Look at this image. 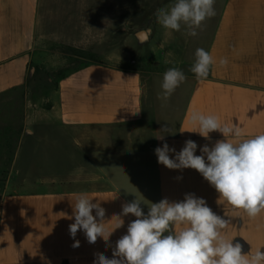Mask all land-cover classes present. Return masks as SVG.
I'll list each match as a JSON object with an SVG mask.
<instances>
[{"label":"crops","instance_id":"crops-1","mask_svg":"<svg viewBox=\"0 0 264 264\" xmlns=\"http://www.w3.org/2000/svg\"><path fill=\"white\" fill-rule=\"evenodd\" d=\"M162 7L171 5L144 4L143 23L131 6L116 4L105 23L100 5L93 6L86 53L92 61L55 80L57 70H51L38 94L40 0H0V264H93L96 253L112 258L135 217H122L124 225L107 244L102 238L88 243L83 231L73 238L69 217L79 193L100 202L108 231L117 227L114 215L122 205L134 199L147 214L151 203L182 201L191 193L229 220L221 234L239 242L245 254L264 250V212L249 218L218 201L196 170L168 169L154 152L164 143L179 152L192 140L201 155L202 146L224 139L218 131L208 140L190 132L196 130L189 122L194 111L239 127L238 139L264 133V0H215V16L196 36L187 35L184 25L180 31L164 29L155 16ZM143 45L144 55L138 50ZM198 48L215 61L200 80L190 70ZM172 67L186 80L165 100L163 74ZM17 97L23 99V116L6 160L1 136L11 125L1 108ZM165 125L175 134L161 132ZM75 241L79 247H73Z\"/></svg>","mask_w":264,"mask_h":264},{"label":"clouds","instance_id":"clouds-1","mask_svg":"<svg viewBox=\"0 0 264 264\" xmlns=\"http://www.w3.org/2000/svg\"><path fill=\"white\" fill-rule=\"evenodd\" d=\"M215 0H175L170 8L157 9V22L166 30L180 31L184 25L187 35L196 36L202 23L215 16ZM195 62L191 67L198 80L208 77L215 63L212 55L203 48L196 49ZM226 65V59H220ZM186 76L179 68L172 67L163 74V99L167 100ZM189 122L206 140L210 133L218 131L224 139L217 140L212 147L207 144L196 155L197 144L186 140L184 147L176 152L167 143L154 152L158 163L171 170L194 169L235 210H243L249 218L264 212V133L250 138L238 139L241 129L228 123L222 124L215 115L198 111L190 114ZM161 132L172 133L169 126ZM233 137L236 139H229ZM157 139H164V135ZM169 153H175L170 158ZM143 202L138 199L122 205V212L114 215L118 224L108 231L103 223L105 209L99 201L93 202L87 193L75 197L69 225L70 235L75 238L83 231L88 243L94 244L102 238L106 244L112 233L124 225L122 217L131 214L135 220L127 225L126 234L115 243L112 258L96 253L93 264H264V250L245 254L239 242L226 239L221 234L229 220L217 215L203 198L185 194L182 201L167 198L148 206L147 214L142 210ZM95 210V216L93 215ZM99 218V220L97 219ZM73 247H79L75 241Z\"/></svg>","mask_w":264,"mask_h":264},{"label":"rangeland","instance_id":"rangeland-1","mask_svg":"<svg viewBox=\"0 0 264 264\" xmlns=\"http://www.w3.org/2000/svg\"><path fill=\"white\" fill-rule=\"evenodd\" d=\"M174 3L175 0H40L37 93H43L48 79L51 78V70H57L51 78L55 80L64 73L92 61L86 53L92 41L93 6L100 5L102 22L107 23L109 20L108 8L120 4L131 6L137 12V18L144 23V4L172 6ZM56 38L58 43H55ZM62 38L73 45L61 43ZM107 43H104L106 49ZM138 50L143 55L146 53L144 45L138 46ZM23 106L22 97H17L15 100L8 99L1 108V111L7 112L6 121L11 125V132L1 136L6 160L10 158L18 141V123L22 120Z\"/></svg>","mask_w":264,"mask_h":264},{"label":"trees","instance_id":"trees-1","mask_svg":"<svg viewBox=\"0 0 264 264\" xmlns=\"http://www.w3.org/2000/svg\"><path fill=\"white\" fill-rule=\"evenodd\" d=\"M1 208H2V193L0 191V212H1Z\"/></svg>","mask_w":264,"mask_h":264}]
</instances>
